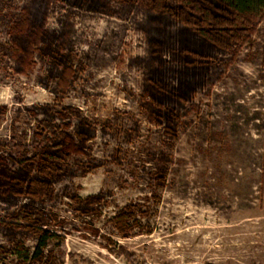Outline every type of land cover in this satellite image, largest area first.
<instances>
[{
    "label": "rangeland",
    "instance_id": "rangeland-1",
    "mask_svg": "<svg viewBox=\"0 0 264 264\" xmlns=\"http://www.w3.org/2000/svg\"><path fill=\"white\" fill-rule=\"evenodd\" d=\"M145 19L146 0H0V155L42 143L41 105L67 133L80 119L96 128L45 202L64 236L50 245L57 264H264V12L186 105L171 145L143 96ZM44 28L66 54L59 77L38 51ZM74 193H101V214H82ZM130 203L138 225L122 237L110 218Z\"/></svg>",
    "mask_w": 264,
    "mask_h": 264
},
{
    "label": "trees",
    "instance_id": "trees-1",
    "mask_svg": "<svg viewBox=\"0 0 264 264\" xmlns=\"http://www.w3.org/2000/svg\"><path fill=\"white\" fill-rule=\"evenodd\" d=\"M263 12L264 0H146L148 73L143 96L170 145L178 138L186 105L205 91L219 61L246 39ZM38 51L49 59V72L62 75L67 61L56 30H41ZM40 109L49 127L42 143L30 154L22 150L17 156L0 155V233L7 241L0 244V264H57L50 245L61 243L64 236L55 230L58 215L46 210L45 202L52 198L54 184L69 176L73 153L87 151L96 134L87 119L67 133L54 125L50 105ZM166 175V167L159 168L154 184L164 186ZM71 200L84 215H100L106 205L101 193H74ZM138 209L130 203L110 218L122 237L138 225ZM126 255L133 260L132 254Z\"/></svg>",
    "mask_w": 264,
    "mask_h": 264
},
{
    "label": "flooded vegetation",
    "instance_id": "flooded-vegetation-1",
    "mask_svg": "<svg viewBox=\"0 0 264 264\" xmlns=\"http://www.w3.org/2000/svg\"><path fill=\"white\" fill-rule=\"evenodd\" d=\"M71 160V159H70Z\"/></svg>",
    "mask_w": 264,
    "mask_h": 264
}]
</instances>
